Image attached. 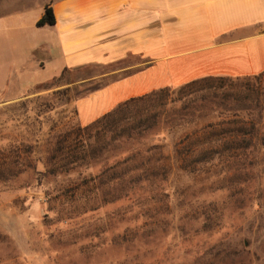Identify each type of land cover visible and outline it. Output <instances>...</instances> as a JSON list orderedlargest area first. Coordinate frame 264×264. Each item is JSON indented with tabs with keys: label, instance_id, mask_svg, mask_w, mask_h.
I'll use <instances>...</instances> for the list:
<instances>
[{
	"label": "rangeland",
	"instance_id": "374dc122",
	"mask_svg": "<svg viewBox=\"0 0 264 264\" xmlns=\"http://www.w3.org/2000/svg\"><path fill=\"white\" fill-rule=\"evenodd\" d=\"M56 1L0 0V156L9 162L46 160L55 141L44 131L76 121L74 102L114 79L86 82L116 64L85 68L75 76L80 85L69 105L43 89L61 74L60 65L38 67L44 50L28 51L57 41L35 20ZM27 95V105H18ZM49 102L53 110L42 108ZM22 142L37 146L34 158L15 157L11 148ZM258 151L251 161L209 165L194 175L174 170L169 198L152 190L136 201L104 204L101 194L82 188L99 163L0 181V264H264V148Z\"/></svg>",
	"mask_w": 264,
	"mask_h": 264
},
{
	"label": "trees",
	"instance_id": "16d2710c",
	"mask_svg": "<svg viewBox=\"0 0 264 264\" xmlns=\"http://www.w3.org/2000/svg\"><path fill=\"white\" fill-rule=\"evenodd\" d=\"M55 25L49 3L37 26ZM85 68L97 67L65 68L43 89H54L49 97L67 98L69 105L80 85L75 76ZM31 95L18 105L26 106ZM49 103L42 108L53 110ZM74 106L71 113L76 121L55 123L44 131L47 139L55 141L54 148L45 153L46 160L9 162L2 155L0 181L29 171L43 179L88 170L99 163L100 169L88 175L82 188L90 186V192L101 194L104 204L136 201V195L152 190L169 198L166 182L174 170L194 175L209 165L251 161L264 148V72L245 77L206 76L157 89L119 103L87 125L80 123L75 102ZM20 145L11 148L15 157L30 154L34 158L38 152L35 145ZM1 153L5 151L0 149Z\"/></svg>",
	"mask_w": 264,
	"mask_h": 264
},
{
	"label": "crops",
	"instance_id": "0c3cea01",
	"mask_svg": "<svg viewBox=\"0 0 264 264\" xmlns=\"http://www.w3.org/2000/svg\"><path fill=\"white\" fill-rule=\"evenodd\" d=\"M53 8L57 41L28 51L44 50L38 67L116 64L86 80L114 78L76 102L82 125L157 89L264 72V0H58Z\"/></svg>",
	"mask_w": 264,
	"mask_h": 264
}]
</instances>
